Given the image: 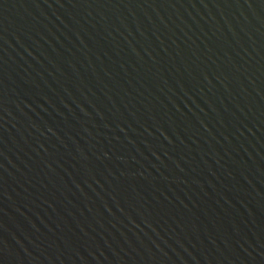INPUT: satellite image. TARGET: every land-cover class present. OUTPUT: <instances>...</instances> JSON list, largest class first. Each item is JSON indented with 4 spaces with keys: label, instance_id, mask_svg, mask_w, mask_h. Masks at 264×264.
I'll list each match as a JSON object with an SVG mask.
<instances>
[{
    "label": "water",
    "instance_id": "water-1",
    "mask_svg": "<svg viewBox=\"0 0 264 264\" xmlns=\"http://www.w3.org/2000/svg\"><path fill=\"white\" fill-rule=\"evenodd\" d=\"M0 264H264V0H0Z\"/></svg>",
    "mask_w": 264,
    "mask_h": 264
}]
</instances>
